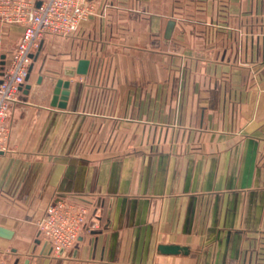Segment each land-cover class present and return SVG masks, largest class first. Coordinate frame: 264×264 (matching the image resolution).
Returning <instances> with one entry per match:
<instances>
[{"label": "crops", "instance_id": "obj_1", "mask_svg": "<svg viewBox=\"0 0 264 264\" xmlns=\"http://www.w3.org/2000/svg\"><path fill=\"white\" fill-rule=\"evenodd\" d=\"M90 1L99 15L41 42L10 106L0 259L264 264V0ZM20 36L0 24V74ZM54 194L89 211L61 256L35 227Z\"/></svg>", "mask_w": 264, "mask_h": 264}, {"label": "built area", "instance_id": "obj_2", "mask_svg": "<svg viewBox=\"0 0 264 264\" xmlns=\"http://www.w3.org/2000/svg\"><path fill=\"white\" fill-rule=\"evenodd\" d=\"M97 15L99 6L90 0H41L39 6L33 0H0V24L21 28L16 48L0 74V151L9 138L10 106L17 101L41 42L49 36L72 37L85 20ZM90 72L99 77V70ZM88 212L84 205L60 194L49 199L35 227L53 255L61 256L74 248ZM0 264L8 263L0 259Z\"/></svg>", "mask_w": 264, "mask_h": 264}, {"label": "water", "instance_id": "obj_3", "mask_svg": "<svg viewBox=\"0 0 264 264\" xmlns=\"http://www.w3.org/2000/svg\"><path fill=\"white\" fill-rule=\"evenodd\" d=\"M37 6H39V4ZM173 27H174V22L173 21H168L167 25H166V28H165V33H164V37L166 39H169V37H170V35H171L172 31H173ZM1 59L3 60V57ZM2 64H3V62H2ZM31 69H32V66H30L29 69H28V74H27V76L25 78V82H27V80L29 78V73H30ZM88 69H89V61L86 60V59H81V60H79L77 62V65H76L74 73L76 75H79V76H84V75H86L88 73ZM66 73H68V75H73L72 71H69V72H66ZM41 79H42L41 76L38 77L37 84H40ZM59 85H60V82H58V85H57V87L54 90V96L52 98V106H54L56 104V101H57V98H58V93H59ZM64 86L66 87L67 83H65ZM24 88H25V93H27L28 90L30 89V85L26 84L24 86ZM66 94H67V91H63L62 92L63 96H66ZM13 235H14V232L12 230H9V229H6V228H3V227L0 226V238L1 239L11 240ZM181 250H183V249L178 247V246H158V251L161 252V253H164V254H178Z\"/></svg>", "mask_w": 264, "mask_h": 264}, {"label": "rangeland", "instance_id": "obj_4", "mask_svg": "<svg viewBox=\"0 0 264 264\" xmlns=\"http://www.w3.org/2000/svg\"><path fill=\"white\" fill-rule=\"evenodd\" d=\"M92 75V74H91ZM92 77V76H91Z\"/></svg>", "mask_w": 264, "mask_h": 264}]
</instances>
